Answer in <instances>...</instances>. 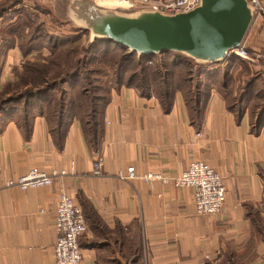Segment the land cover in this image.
Wrapping results in <instances>:
<instances>
[{
    "label": "crops",
    "instance_id": "crops-1",
    "mask_svg": "<svg viewBox=\"0 0 264 264\" xmlns=\"http://www.w3.org/2000/svg\"><path fill=\"white\" fill-rule=\"evenodd\" d=\"M257 17L243 44L255 59L248 68L264 85V16ZM216 81L208 85L197 121L180 91L165 110L153 95L127 86L112 90L97 150L76 118L66 125L60 144L41 114L33 115L28 131L14 120L3 122L0 264H55L61 190L86 219L79 264H264V120L257 122L259 113L252 116L240 99L230 103ZM97 157L100 173L93 168ZM193 160L208 163L221 176L225 201L216 214L196 212L191 187L117 177L129 166L138 174L175 177ZM35 166L65 174L35 189L5 185Z\"/></svg>",
    "mask_w": 264,
    "mask_h": 264
},
{
    "label": "rangeland",
    "instance_id": "rangeland-1",
    "mask_svg": "<svg viewBox=\"0 0 264 264\" xmlns=\"http://www.w3.org/2000/svg\"><path fill=\"white\" fill-rule=\"evenodd\" d=\"M46 1L0 0V99H13L3 106L6 112H1L0 122H4V118L8 115L7 112L14 106L18 107L14 104L15 98L20 95L23 97L32 94L36 88H43L42 91L47 89L46 97L56 95L55 98L59 99L60 96L67 95L75 100V103L78 102V99H82L78 95L92 96L96 94L102 83L98 80L100 77L92 71L91 64L96 60L100 61V54L105 52L106 48H109V51H118L115 45H107L99 52L88 54L91 64L82 62L86 57L82 49L91 44L88 33L79 31L80 28L70 21L61 22L56 16V13H62L64 10L63 0H54L56 5H51ZM50 14H54L58 20H54ZM52 37H54L53 42L56 43V46H53V42L50 41ZM31 45L37 48H33V51L28 54L22 53L25 47ZM71 50L73 52H70ZM236 56L237 59L230 60L233 64L228 67L227 86L224 94L227 95L230 103H239L240 93L246 83L252 81L249 86L250 94L247 95L249 100L244 101L243 104H249L252 116L256 117L259 110L264 108L263 78L248 68V62L255 60L249 51L246 50L244 57ZM171 58L169 55L155 54L147 61L141 62L146 66L138 65L136 60H131L127 74H137L143 70L142 67L146 79L151 80L153 76L157 77L158 73L170 74L174 71L169 63ZM50 60H58L60 65L58 67L48 66L49 70L42 76L31 72L26 73L24 70V65L27 62L39 61L50 65ZM68 63L71 65L70 70L76 69V67L81 69L80 74L60 83L58 80L65 74ZM44 75H46L44 80H41ZM150 85L152 89H158L160 86L159 81L151 82ZM3 122L0 124L2 125Z\"/></svg>",
    "mask_w": 264,
    "mask_h": 264
},
{
    "label": "trees",
    "instance_id": "trees-1",
    "mask_svg": "<svg viewBox=\"0 0 264 264\" xmlns=\"http://www.w3.org/2000/svg\"><path fill=\"white\" fill-rule=\"evenodd\" d=\"M50 15L54 20H58L54 14ZM79 31L87 33V31L84 30L79 29ZM53 39L54 37L48 40L53 42ZM52 45L56 46V43L53 42ZM107 45H115L118 51H109V48H106V51L100 54V61L96 60L95 63L91 64V58H88V54L99 52ZM33 48L36 49L37 47L34 45L25 47L22 53L28 54L33 51ZM70 52H73V50ZM82 52L86 54L82 62L91 64L93 67L92 71L96 76L100 77L98 80L101 81L102 85H100L96 94L92 96L78 95V97L82 99H78V102L75 103V100H72L70 96L67 95H62L59 99L55 98L56 95L46 97L47 95L45 96V94L47 93V89L42 91L43 88H36L35 91H32V94L23 97L20 95V97L18 96L15 98L14 104L18 105V107L14 106L13 109L7 112L8 115L4 118V122L9 119L14 120L18 127L24 131H28L31 126L33 115L41 114L48 123L55 143L60 144L64 137L66 125L69 121L76 118L81 121L84 135L89 146L91 149L97 150L101 141L103 109L109 101L112 90L127 86L135 89L143 96L153 95L158 98L165 110L169 109L174 95L177 91H180L188 104L191 120L197 121L201 116L202 101L208 94V85L211 83L210 81L215 78L218 79L219 81H216L218 88L222 92L226 91L228 67L233 64L230 60L238 58L235 54L229 53L222 62L200 64L195 63L192 59L180 53L170 51L161 52L159 53L160 55H169L172 57L169 63L174 71L170 74L165 72L158 73L157 77L154 78L153 76L150 80L149 78L146 79L143 67L141 72L137 74L132 73V75L127 74V68L131 60H136V62L139 63L138 65L142 64V66H146L141 62L147 61L153 55L138 56L136 52H129L127 48L122 45L101 39H95L90 45L82 49ZM49 64L50 65H46L45 62L30 61L25 63L24 70L26 73L31 72L42 76L49 70L50 67L48 66L58 67L60 61L50 60ZM67 65L65 74L58 80L60 83L70 78L77 77L80 74L81 69L76 67V69L70 70L71 68L69 67L71 65L69 63ZM203 75L204 78L202 79ZM45 76L46 75H44L41 80H44ZM20 79L22 81V78ZM154 81H159L160 86L158 89H152L150 83ZM251 82L252 81L247 82L240 93V102L244 103V101L249 100L247 95L250 94L249 86L252 84ZM203 83L206 84L205 87L202 85ZM39 87L41 86L39 85ZM54 88L55 86L53 89ZM12 100V98L0 99V114L2 111L6 112L3 106ZM263 111L264 108L262 110L260 109L257 122L261 123L264 120V116L262 115Z\"/></svg>",
    "mask_w": 264,
    "mask_h": 264
},
{
    "label": "water",
    "instance_id": "water-1",
    "mask_svg": "<svg viewBox=\"0 0 264 264\" xmlns=\"http://www.w3.org/2000/svg\"><path fill=\"white\" fill-rule=\"evenodd\" d=\"M63 3V12L56 16L87 31L89 43L109 40L138 56L176 52L200 64L222 62L240 49L255 18L249 0H198L192 9L177 13L151 7L105 8L95 0Z\"/></svg>",
    "mask_w": 264,
    "mask_h": 264
},
{
    "label": "built area",
    "instance_id": "built-area-1",
    "mask_svg": "<svg viewBox=\"0 0 264 264\" xmlns=\"http://www.w3.org/2000/svg\"><path fill=\"white\" fill-rule=\"evenodd\" d=\"M121 1V0H119ZM129 7H151L161 12L177 13L192 9L198 0H122ZM254 8L255 17L264 15V0H249ZM240 57L246 55L243 44L240 49L232 50ZM95 173L101 172V160L97 157L93 162ZM65 174V170L51 169L50 172L39 167H31L26 173L16 179H7L5 185L20 190L35 189L49 186L53 181ZM120 180L129 181L141 178L145 182L155 180L164 183L172 181L180 187L193 189V202L199 215H213L218 213L225 201V186L221 176L208 163L193 160L188 167L175 177H169L158 171H149L143 174L136 173L133 166L125 171H118ZM54 226L57 237L53 246L55 264H79L81 249L79 236L86 229L85 217L81 207L63 190L58 194L55 208Z\"/></svg>",
    "mask_w": 264,
    "mask_h": 264
},
{
    "label": "bare ground",
    "instance_id": "bare-ground-1",
    "mask_svg": "<svg viewBox=\"0 0 264 264\" xmlns=\"http://www.w3.org/2000/svg\"><path fill=\"white\" fill-rule=\"evenodd\" d=\"M96 4L100 7H105V8H114V7H119V6H125V1H107V0H95Z\"/></svg>",
    "mask_w": 264,
    "mask_h": 264
}]
</instances>
